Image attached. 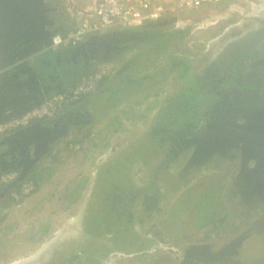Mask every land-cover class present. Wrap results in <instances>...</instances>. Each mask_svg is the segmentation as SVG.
Returning a JSON list of instances; mask_svg holds the SVG:
<instances>
[{"label":"rangeland","instance_id":"rangeland-1","mask_svg":"<svg viewBox=\"0 0 264 264\" xmlns=\"http://www.w3.org/2000/svg\"><path fill=\"white\" fill-rule=\"evenodd\" d=\"M256 6L262 7L264 5L256 4ZM215 8L218 16H224L225 14L219 15V13L222 14L223 12L230 14L229 3L226 6L221 3L217 4ZM236 9H240L237 10V12L244 16V20L238 27H236V25H238L239 18H231L230 16L228 20L218 19L215 24L208 25L207 28L192 34L191 30L194 28V25L200 26L206 21H213V19L210 16L205 17L207 15L205 8L195 12H189L190 9L182 8L179 9L177 13L169 15L161 21L147 22L143 26L134 27L132 29L111 31L117 32V34L111 35L113 38L108 42L97 45V47L100 48L95 50L100 51L105 58L95 60L98 62L92 67L93 69L104 65L111 74L112 67L116 66L117 63L126 66L130 60L137 57V54H140L141 58V61H139L140 65L138 64L136 68H131L128 72L126 71L125 74H122L123 82H119V80L116 82L118 87L121 88L122 83H126L125 79L129 78L132 81H136L130 85L131 88L128 91L126 90L123 96H120L115 103L110 102L108 105L99 99L100 104L98 111L92 113V122L83 128V130L91 131L89 136L93 137H88L89 142L85 140L82 144L78 143L82 148L77 150V152L69 150L66 143V141L72 139L73 136L69 135L60 143V147L63 149L61 153L63 155L66 153H74L72 158L77 161L79 166L80 164L82 165L81 167L76 166L73 160L71 169H69V166L65 168L68 172L71 171L72 174H76L79 171L78 180L84 181V185L81 189L76 191L78 199L72 201L71 204L80 201L81 206L85 198L87 199L90 191L87 186L92 182L94 183L97 202L98 200L103 202L102 209L104 211L101 210L99 212L97 210L98 212L96 214V209L93 210L95 222L98 223L97 226H100L96 227V229L94 228L98 235L93 234V231H87L89 226L84 228V220H81L79 224L78 217L72 219L70 218L71 216H67L71 209L66 208L67 204H65V201L50 202V206L45 210L46 215L50 216L46 225L41 223L43 221L42 219H44L42 217L44 214L43 212L37 211L28 214L19 212L20 208L23 207L20 205L23 198L19 199L13 206H9L8 204L6 206V203L1 202L0 264H13L14 262L22 261L41 245H43V249H46V252L40 259L39 264L44 263L50 256L49 262L44 264H85L86 260L80 261V256L75 257L74 259L76 260L72 257L88 246L87 244L80 243L79 240L86 238V241H88L91 237L98 239L96 257L93 260L94 264H174V262H177L175 258H166V256L162 254L149 255L145 253L146 256L144 258L133 260L127 258L128 254L124 252L121 253V251L115 252L117 254L110 253L109 249L111 248L106 252H101L102 243H104L105 247L112 245L110 242L111 233L115 231H117V233L120 232L123 229L120 227L123 225V221L117 225L118 227L116 224L114 226H106L109 225V221L107 220L113 221L110 219L112 218V213L110 212L112 202L107 203L108 197H104V200L101 197L98 199V194L103 192V195H111L109 187L114 184H122V177L125 174L131 176L132 182L137 184L141 189L148 183L147 180L149 181L151 179L150 176L154 172V169H156V166L162 162L167 151L165 154L164 152L169 147L167 143H165L158 148L156 144L157 137L151 138L149 133L154 126V122H158L159 120L157 114L158 109L165 106L168 100L176 98L180 101V104H182V102L187 103L185 108L180 104L179 107L174 108L173 117L174 115L177 116L179 110H183L184 112L183 116H179L178 118H173L172 116L168 117L164 114L166 112H162L164 119L171 121L176 118L177 124L193 120V118L189 116V114H192L193 108L191 109L190 106H193V104L198 105L196 111L199 115L200 112L204 111V109L200 107L203 106V103H201L203 101L202 98L207 95H203V93L207 91L204 89L200 90L198 86H194L196 88L195 90H197L196 92L195 90L189 91L195 83L193 82L194 78L201 75L212 63L217 62V54L227 47L229 41L237 38V40L233 41L237 42L239 39L243 38L242 34L253 26L251 17L255 16V7L250 8L249 6H243ZM241 9L244 10L241 11ZM201 17H205V20H198ZM246 18L251 20L248 21L250 23L246 22ZM56 21H61L59 15ZM183 24L185 25L184 27L189 26V28H187L188 34L184 36L180 33L182 31H179L182 29L184 30V27H181ZM137 28L143 30L146 35L152 36L153 40L133 47L132 44H127L130 40L123 41V39H120V37L125 35L127 38V35H129L128 33ZM174 29L179 32L170 34V31ZM160 34L164 35L162 36L163 38L155 41ZM238 36L240 37L238 38ZM146 43H149L147 45L152 50V53L147 52V50H141L143 49L141 47H144ZM131 45L132 47H130ZM165 57H168L169 60L165 64L166 66L163 67L162 62ZM175 59L177 61H174ZM172 64L176 65L171 68L169 73H161V70L170 67ZM38 66V64L35 65L36 68H38ZM231 73L237 76L236 66H234ZM144 76H152L153 79H155L154 83L151 85L146 84V82L141 80ZM191 79L193 80L192 82ZM32 81L33 80L30 82ZM55 93L58 92H52L48 95L51 96ZM40 94L43 93L40 92ZM209 94L210 96L208 98H212L214 91L209 92ZM38 95V92H36L33 94L32 98L35 99ZM206 101L215 104L214 98L212 101ZM115 105H121V109L125 111V118L119 127L118 133L112 132V129L115 127L112 123L114 116H121V112L118 110L119 107L117 108ZM189 108L190 110H188ZM175 128L176 125L171 126V131ZM203 132L204 130L201 131L198 139L204 140L202 147L205 148L206 143L204 138L207 137L210 132H206L205 134ZM214 137H216V135ZM90 144H92V149L89 150L92 154L87 157L85 148ZM108 147L112 148L111 151L109 150L110 152H107ZM107 153L110 154L106 155ZM219 153L221 152L208 149L206 151L203 150L201 155H198L200 164H197L195 167L196 170L192 169L191 165L189 168L185 167V154L180 156L176 162L166 169V174L169 172L175 184L178 185L177 192H185L188 188V184L194 180L196 182L199 181V186H197V188L200 192H207L206 189H208L207 186L209 185V189L212 190L209 191V194L206 193L205 195L198 196V200L186 198L185 201L175 202L174 204L171 200L175 195L170 193L164 195L162 199H157L156 202L152 203L153 206H151L150 197L153 194L152 187L150 186L147 189H142L141 192L146 199H138V203H135L133 207L130 206L132 208L130 212L134 215L133 217L135 220L131 222V224H135H132L133 231H137L136 233L140 240H146L143 245L146 247L144 249L145 251H149V249L154 246L155 242H160L162 244L176 242V244H178L176 246H182L185 243L190 244L195 242H200V245L206 244L202 243L203 240L207 242L210 241L207 243L208 245L216 243L217 246L226 245L225 247L228 248L233 241L239 239L241 235H245V231L250 228L252 221L260 216V207L246 210V208L240 204L241 202L238 201L237 197L228 195L231 194V191L234 192L237 190L238 187L234 186L235 180H237L239 171L244 163L245 168L250 170L252 174L264 177V156L258 154L251 155L249 152H243V154H241L238 150L232 149L220 155ZM103 155H106V157H102ZM192 155H194V159L191 160L195 161V154L193 153ZM248 155H251L250 158H248L246 162H243L242 157H247ZM118 162L121 164H118ZM117 165L121 166L118 167ZM114 166H117V170H110ZM101 168L102 171L106 172L104 180L97 174V172H101ZM185 168L187 169V173H185L186 175H184L183 181L179 183L176 178L179 174H181V176L183 175L182 173ZM30 176L24 177L20 183L23 181L32 182L31 179H33V177ZM197 188L195 192H197ZM10 191L11 190H8L7 198L4 200L14 202V199L9 196ZM145 192H147V194ZM224 194L228 196L227 199ZM110 197H112V195ZM219 197H222V199H219ZM211 198L219 202L218 204L215 202V208L209 206V203L213 201ZM95 200L94 202L96 203ZM30 202V204L34 205H37V203L39 204L38 200H31ZM185 204V211L183 212L180 210L178 212L180 216L176 218L177 214H172L175 205ZM94 207L96 208V204H94ZM155 207L156 210L159 211L150 213V215L147 216L145 213L146 210L150 208L154 210ZM36 216H39L38 219L42 218L39 223L34 220ZM84 216L88 217L89 214L87 215L86 212ZM208 216H212V219L216 221V223L213 220L205 222L208 220H206ZM81 218L82 217H80V219ZM140 218L143 220L142 225L137 223ZM180 219L181 221H179ZM70 220H74V223L72 221L73 224H71L73 226H71L69 230L68 228L65 229V224H68L67 222ZM32 221L34 223L30 224ZM187 221L190 222L193 227L204 222V228L201 231L206 232L207 235L209 234L207 238L206 236L205 239L199 236L194 237L200 234H193L195 228L188 229L184 227L182 223H186ZM45 226L46 229L44 230ZM189 233H191V235H189ZM109 243L110 245H108ZM130 243L131 240L126 245V248H128ZM184 246L186 245H183V247ZM194 246L196 245H193V248ZM56 251H59L60 256L53 260L52 255L53 253H57ZM103 253H105V255ZM119 253H124V256H120ZM228 253L231 254L233 259L245 264L256 262L254 258L264 254V236L262 234L252 233L238 241L237 244L233 243L228 248ZM66 259H68L67 263H64Z\"/></svg>","mask_w":264,"mask_h":264},{"label":"flooded vegetation","instance_id":"flooded-vegetation-1","mask_svg":"<svg viewBox=\"0 0 264 264\" xmlns=\"http://www.w3.org/2000/svg\"><path fill=\"white\" fill-rule=\"evenodd\" d=\"M220 3L226 6L229 2L223 0ZM251 3L253 6L242 4L240 7H255V16L251 17L253 26L250 29H247V31L242 34L243 38L239 39L237 42H233L234 40H237V38L229 41L227 47L217 54V62L212 63L208 69L202 72L201 75L194 78V81L191 79V82L193 81L195 83L189 91L195 90L196 88L194 86H198L200 90L204 89L207 91L203 93V95L207 94L202 98L203 101L201 103H203V106L200 107L199 105L204 111H199V115L196 111L198 105L193 104V106H190L191 109L193 108L192 114H189L193 120L182 122L181 124H177L176 118L183 116V110H179L177 116L174 115V117H176L175 120L172 119L171 121L164 119L162 112H166L164 114L170 117L174 113V108H177L180 105L185 108L187 106L186 102L180 104L178 99L171 98L167 101L168 103L165 106H162V108H159L157 111L159 120L158 122H154V126L149 135L151 138L157 137L156 144L158 148L165 143H167L169 148L165 150L164 154L166 151L167 153L164 155L162 162H160L156 166V169H154V172L150 176L151 179L149 181L147 180L148 183L146 182L147 184L142 187L143 190L150 186L153 189V194L150 197L151 206H153V202H156L157 199H162L166 194L173 193L175 195L171 200V202L175 204V202L186 200V198L191 200L194 198L198 200V196L205 195L206 193L209 194V191L212 190L209 189L208 185V189H206L207 192H200L197 188V186H199V181L196 182L194 180L188 184V188L185 192H177L178 185L175 184V181H173L169 172L166 174V169L184 154L186 155L185 167L189 168L191 165L194 170H196L195 167L197 164H200L198 155H201L203 150L206 151L207 149L217 152L220 151L221 153H219V155L232 149L238 150L241 154H243V152H249L251 155L258 154L264 156V6H256V4H261L260 0H252ZM93 5L94 0H0V46H2L3 49L1 64L13 63L16 60L25 57L27 54L32 53L34 50L42 48V50L38 52L39 57H37L35 61L32 60L34 64L37 63L39 65L38 68L35 70L34 67L29 71V76L31 80L34 81V84L28 82L26 89H23V91L19 89L22 94H24V92L30 94L27 103H31L36 99H33V96H31L33 89L37 88L36 92L39 94L37 99L52 92L64 91L65 88L71 86V84L76 81L80 74L84 73V71L90 67L92 62L105 58L100 51H96L95 49L100 48L97 47V45L108 42L112 39L113 37L111 35L117 34V32H109L108 36L105 37H99V35L90 36V38L88 37L89 39L86 38L77 46L65 50L53 53L46 52L45 50L47 47L45 45L49 44L53 34H64L66 31L72 29L76 24V19L81 11L85 7H93ZM215 7H217V5L207 6L205 7V10L211 12L216 10ZM237 10L231 7L229 10L230 14L225 12L222 14L219 13V15H225L218 16V19L228 20L230 16L231 18L237 17L239 18V22L236 27H238L244 20V16L239 14ZM242 10L244 9H241V11ZM58 15L60 16L61 21L57 22L56 18H58ZM245 20L246 22L251 21L249 18H246ZM187 28H189V26L184 27V30L182 29L179 31L185 32L186 35L188 34ZM174 30L177 33L179 32L176 29ZM128 34L127 38L125 35L120 37V39H123V41L130 40V42L127 41V44H132L133 47L137 45L139 46L149 40H153L152 36L146 35L143 30L138 28L133 29ZM159 36H162V34ZM239 37L240 36H238V38ZM147 44L149 43H146L144 50L151 53L152 51ZM132 45L130 47H132ZM136 56V58L128 62V65H121L120 70H118L116 74L117 77H112L110 73H108L107 82L102 86L98 85L92 94L86 96V98L89 97L86 99L88 101L78 103L79 100L82 99L80 98L65 111L55 114L52 118L27 125L23 128L24 130L22 132H19L20 134L18 136H5V141H3L4 146L0 147V176L8 172H16V178H18L21 172L26 174L25 177H27L29 173L32 174V177L35 176L44 165L45 160L50 159L52 151L49 143L51 141L54 140L57 145V143L63 141L69 135L76 137L84 126L92 122V113L96 111V107L98 108L100 104L99 94L102 93L103 95L107 90L113 94L111 96V100H113V98L117 99L118 97L123 96L126 93L125 91H128L131 88L130 85L136 81H132L129 78L125 79L126 83H122L121 88L118 87L116 82H118L117 80L123 82L122 74H125L126 71L128 72L131 68L134 69L138 66L141 58L140 54H137ZM168 60V57L163 59V67L166 66L165 64ZM174 61L177 60L175 59ZM175 65L176 64H172L170 67L161 70V73H169L171 68ZM234 66L237 68V76L231 73ZM24 71H27L25 67L20 68L16 73ZM119 77L120 79H118ZM141 80L146 82V84L151 85L154 83L155 79H153L152 76H144ZM33 86L34 88H30ZM17 90L18 88L12 80L8 86L0 83L1 99H8L7 96L10 95L11 92L17 93ZM196 91L197 90H195V92ZM211 91H214V94L212 98H208L210 96L209 92ZM40 92L43 93L41 94V97ZM213 98L215 104L206 101H212ZM21 103L22 101L18 100H8L0 105V115L4 114V111L1 110L8 104L12 105L10 111H13L15 109H20L23 106ZM86 103L92 104L93 107L90 106L89 109H87ZM190 108L188 110H190ZM90 109L91 111H89ZM175 125L176 128L171 131V126ZM202 130H204V134L210 132L208 136L204 138L206 149L202 147L204 140L198 139ZM215 135L216 137H214ZM22 141L23 144L20 146L23 147L15 149L14 147L16 146V143H21ZM24 141L30 143L27 148ZM46 144L47 147H45ZM81 148L82 146H79V149ZM193 153L196 157L195 161L191 160L194 159V155H192ZM108 154L110 153H107L106 155ZM106 155H103L102 157H106ZM251 155L242 157V161L246 162ZM115 167L116 166L110 170L115 171ZM186 168L183 170V175L181 176V174H179L176 178L179 183L183 181L184 175L187 173ZM237 177L234 186L238 188L234 192L231 191V194L228 196L237 197L238 201L241 202L240 204L248 210L255 207L261 208L260 216L252 221L250 228L245 231V235L248 236L252 233H257L264 236V177L252 174L250 170L245 168V163L241 167ZM122 179V184H114L109 187L112 197H110L111 195H103V192L98 194V199L99 197L102 199L108 197L109 199H107V203L112 202L110 210L112 218L110 219L113 221L107 220L109 221V225L107 226H114L115 224L117 226L123 221V225H125L124 228H126V226L130 225L134 220V215L130 212L132 209L130 206L133 207L135 203H138V199H146L141 192L142 189L132 182L131 176L125 174ZM31 181L34 190L33 180L31 179ZM196 188L197 192H195ZM145 193L147 194V192ZM7 194L8 190H6L5 186L0 185V204L1 202H4L6 203V206L7 204L13 206V204L16 203L15 201L4 200L7 198ZM95 199L96 194L93 185V189H90L86 199V206L81 218L82 221L84 220L86 209L87 215L89 214L88 217H90L88 218V221H91L94 218V209L99 212L103 210V202L99 200L97 202V199ZM94 204H96V208L94 207ZM178 206V209H173V215L178 214L180 210L183 212L185 211L186 204ZM104 209L106 210L105 207ZM157 211L159 210H156L155 207L154 210L150 208L146 210L145 213L150 214ZM132 224L130 225L132 231L127 235L129 236V241L131 240L128 248L133 252L129 253L127 258L133 259L140 254L147 253L149 255L162 254L165 255L166 258H175L177 264H217L218 253H223L225 255L228 254V249L225 247L226 245L217 246L216 243L208 245L207 243L210 241L207 242L205 240H203L202 243H206L207 245L202 243V245H200V242H195L190 244L185 243L183 244L186 245L184 247L183 245L176 246L172 242L164 243L176 248L180 253L179 257H174L169 252L159 253L156 250L153 251L160 242H155L154 246L149 249V251H145L144 249L146 247L143 246L144 243L141 242L137 236V231H133V225L135 224ZM203 224L204 222L193 227L190 225V222L187 221L186 223H183V226L188 229L195 228L193 234L199 233L200 235H195L194 237L199 236L204 237L205 239V236L207 238L209 234L207 235L206 232L201 231L204 228ZM116 234L117 231L111 233L110 242L114 239V235ZM189 235H191V233H189ZM79 241L88 246L80 253L75 254V256L73 255L72 258L74 259L75 257L80 256V261L86 260L85 264H94L93 260L96 257V245L98 244V239L91 237L88 241H86V238H82ZM108 245H110V243ZM189 245L196 246H194V248H188ZM104 247V243H102L101 252H106L109 248H111L109 249V252L112 254L120 252L114 248L113 244ZM140 247L143 249H139ZM56 252L57 253H53L54 256L51 253L53 260L60 256L59 251ZM103 254L105 255V253ZM123 254L120 255L124 256ZM50 258L51 256L44 263L49 262ZM67 260L68 259L64 260V263H67Z\"/></svg>","mask_w":264,"mask_h":264},{"label":"built area","instance_id":"built-area-1","mask_svg":"<svg viewBox=\"0 0 264 264\" xmlns=\"http://www.w3.org/2000/svg\"><path fill=\"white\" fill-rule=\"evenodd\" d=\"M223 0H94V5L85 7L76 19L74 27L64 34L55 33L51 36L46 51L51 53L75 47L86 38L111 30L132 29L145 25L147 22L161 21L165 17L177 13L179 9L195 10L204 6L217 5ZM230 3V8H239L242 4L253 6L252 0H224ZM237 10V9H236ZM200 26L194 25L191 33L203 30L208 25L218 21V14L211 16ZM183 24L181 27H184ZM109 73L106 66L101 65L88 76L82 78L74 86L55 93L43 99L41 103L31 108L23 116L0 123V138L9 136L27 125L37 121L52 118L55 114L65 111L80 98L92 94L100 82ZM69 150H79L78 144H69ZM17 177L16 172H8L0 176V185H7ZM33 191L32 182L19 183L11 189L9 196L17 202ZM193 248V245H189ZM159 253H171L179 257L180 253L174 247L159 243L153 249ZM122 256V255H120Z\"/></svg>","mask_w":264,"mask_h":264},{"label":"crops","instance_id":"crops-1","mask_svg":"<svg viewBox=\"0 0 264 264\" xmlns=\"http://www.w3.org/2000/svg\"><path fill=\"white\" fill-rule=\"evenodd\" d=\"M205 7H207V6H205ZM205 7L201 8V9H204ZM195 11H199V9L189 10V12H195ZM207 11H206V14H207ZM208 15H210V17L211 16H216L217 15V11L216 10H213L211 12L208 11V14L205 17H208ZM205 17H203V18L201 17L202 19L200 18L198 20L204 21ZM111 31H114V30H111ZM36 58L37 57H35V58L31 59V60H28V61H30L28 64H32L33 65L34 62H32V60L35 61ZM20 61H22V60H20ZM35 65H33L32 67L28 68L26 72L25 71L24 72H19L18 75L11 74V75L4 76L3 78H1V81H0L1 84H4V85L8 86L10 84V81L12 80V82L14 84H16L17 88L20 89V86L18 85V82L20 81V79L23 78V79L27 80L30 83L31 78L29 76L30 75L29 71H30V69H33L35 67ZM35 70H36V67H35ZM19 76H21V77H19ZM31 83L34 84V81H32ZM26 86L24 87V89L27 88ZM34 86L30 87V88H34ZM21 90L23 91V89H21ZM36 90H37V88L33 89V93L31 94V96H33V94L36 93ZM25 95L30 96V94L28 92H24L23 95L20 92H17L16 95H15V93L11 92L10 95L7 96L8 99H4V98L1 99V96H0V105L4 104L8 100L22 101V99L24 98ZM86 106H87L86 107L87 109H89L90 106L93 107L92 104H88V103H86ZM11 109H12V105L8 104L1 111L6 112V111H10ZM89 111H91V109ZM87 133L91 134V131H88V130L84 129L81 132V135H78L76 137H73L72 139L67 140L66 141L67 146L70 143H81L82 144L83 141H85V140H87V142H89V138L88 137H93V136H88L84 140L82 139V137H79V136H82V135H86ZM1 140L2 139H0V141ZM61 142L62 141L57 143V145L54 142V140L49 143V145L51 146V151H52L50 159L49 160H45L44 165L40 168L39 172H37L36 174L34 172V174H35V176H33V177H35L34 190L28 196L24 197L22 202H21V204H20V205L23 206L19 210L20 213L28 214V213L37 212V211L43 212L44 214L42 215V217L44 219H42V218L38 219L39 216H36L34 218V220L36 222H38V223L42 219L43 221L41 223H43V225H46L48 223V219H49L50 216L46 215L45 210H46V208L48 206H50V202L51 201H62V202L65 201V204H67L66 208L71 209L70 213H68L69 215H67V216H69V217L71 216L70 218H72V219L78 217L79 218V224L81 223L80 217H82L83 210L85 209V206H86V198L83 201V203L81 204V206H80V201H78V202L76 201L74 204H71L72 201L78 199L77 198L78 195L76 193V191L79 190L78 189V183L84 185V181L78 180V175H79V171L78 170H77L78 172L76 174H72L71 171L68 172L67 169H65L66 167L68 168V166H69V169H71L73 160H74V164L76 166H79V165L77 164V161L72 158L73 153L72 154H70V153L67 154L66 153L65 155H63L61 153V150H63L60 147V145H61L60 143ZM1 146H4L3 143L0 144V147ZM84 146H85V144H84ZM91 146H92V144H90L88 147L86 146V148H85V150L87 152L86 153L87 157H89L92 154L91 151L89 150V149H92ZM68 149H69V147H68ZM109 150L111 151L112 148L108 147L107 152ZM81 166L82 165L80 164L79 167H81ZM30 175L32 176L31 173H29L28 176H30ZM25 176H26V174L24 175V177ZM93 185H94L93 182L89 183V185L87 186L88 189L89 188L93 189ZM4 186H6V185H4ZM88 189H87V191H88ZM219 199H222V198L219 197ZM31 200H38L39 204L38 203H37V205L30 204ZM79 206H80V211H79ZM177 215H179V214H177ZM33 223L34 222L32 221L30 224H33ZM45 229H46V226L44 227V230Z\"/></svg>","mask_w":264,"mask_h":264},{"label":"trees","instance_id":"trees-1","mask_svg":"<svg viewBox=\"0 0 264 264\" xmlns=\"http://www.w3.org/2000/svg\"><path fill=\"white\" fill-rule=\"evenodd\" d=\"M109 32H111V31H108V32H106V34H108ZM169 32V31H168ZM175 33H177L175 30H173V31H170V34H175ZM105 34V33H104ZM182 34H183V36L185 35V32H182ZM103 36V34H99V37H102ZM162 36H164V35H162ZM162 36H158L157 37V39L155 40V41H158V40H161L163 37ZM141 48H143V49H141V50H144V47H141ZM140 49V48H139ZM137 50H138V48H137ZM152 51V50H151ZM47 52H49V51H47ZM152 53V52H151ZM46 54H48V53H46ZM117 60V59H116ZM30 61H28V63H29ZM27 63V66H25V68L26 69H28V68H30V67H32V64H28ZM95 64H97V62H92L91 63V65H90V67L89 68H87V70L86 71H84V73H82V74H80V76L76 79V81H74L72 84H71V86H68L67 88H69V87H72V86H74L76 83H78L82 78H84V77H86V76H88L94 69L92 68ZM24 68V67H23ZM120 68H121V65H119L118 63L116 64V66H114V67H112V69H111V76L113 77V76H115V77H117V72H118V70H120ZM93 69V70H92ZM108 76H106L105 78H103V80L100 82V84L99 85H103V84H105L106 82H107V80H108V78H107ZM120 78V77H119ZM67 88H65L64 90H66ZM100 95V100L102 101V102H104L105 104H109L110 102H113V103H115L120 97H118L117 99H114L113 98V100H111V92H109V91H105V93H103V95H102V93L101 94H99ZM49 96V95H48ZM89 97H85V98H83L82 97V99H80L79 100V102L78 103H81V102H86V101H88V100H86V99H88ZM99 100V101H100ZM118 104V103H117ZM117 108H118V110L121 112L120 114H121V116L120 117H116V116H114V120H113V124L115 125V127H114V129H112V132L113 133H118L119 132V127H120V125L122 124V122H123V119L125 118V111L124 110H122L121 109V105L120 106H118V105H115ZM96 111H98V108L96 107ZM114 115V114H113ZM83 131V129H81L80 131H79V135H81V132ZM90 135V133H87L86 135H82V136H79V137H82V139L84 140V139H86L88 136ZM71 144V143H70ZM72 144H78V143H72ZM81 144V143H80ZM118 164H121L120 162H118ZM118 166V165H117ZM117 166L115 167V169L117 170ZM121 165H119L118 167H120ZM97 174H98V176L101 178V179H105V175H106V172L105 171H102V168H101V172L99 173V172H97ZM33 183H34V185H35V178L33 177ZM83 186V184H80V183H78V189H80L81 187ZM226 194H224V196H225ZM212 197V196H211ZM222 198V197H221ZM225 198L227 199L228 198V196H225ZM218 199V198H217ZM211 200H213V201H211L210 202V204H209V206L210 207H214L215 208V202L218 204L219 202H217L216 200H214L213 198H211ZM219 200V199H218ZM182 201H185V200H182ZM179 208V206L178 205H176L175 206V209H178ZM247 210V209H246ZM86 212H87V209H86ZM85 212V213H86ZM95 212H97L96 210H95ZM94 212V213H95ZM148 215H150V214H147V216ZM92 216V215H91ZM146 217V216H145ZM144 217V218H145ZM177 217H179V215H177L176 216V218ZM88 218H90V217H87V216H84V221L85 222H83V225H84V228H86V227H88V229H87V231H93L92 233L93 234H97V232H96V227H100V226H97L98 225V223L97 222H95V218H93L91 221H89L88 222ZM208 219V220H207ZM86 220H87V222H86ZM206 220L207 221H205V222H208L209 220H213L212 219V216H208L207 218H206ZM179 221H181V219L179 220ZM214 221V220H213ZM215 223H216V221H214ZM219 222H220V220H219ZM137 223H139L140 225H142V223H143V220L140 218L139 219V221L137 222ZM183 224V223H182ZM186 225V224H185ZM191 225V224H190ZM107 226V225H106ZM125 227V225H123V226H121V228H124ZM95 228V229H94ZM91 229V230H90ZM132 230H131V228H130V225H128V226H126V228H124L123 230H121V232H118L116 235H114V239L111 241L112 242V244H113V246H114V248L115 249H117V250H119V251H121V252H124L125 254L127 253V254H129V253H131V252H133V251H130L129 250V248H126V245L129 243V236L127 235L128 233H130ZM98 235V234H97ZM141 242H143V243H145L146 242V240H141ZM174 245H178V244H176V242H172ZM139 249H143L142 247H140ZM146 256V254H140V255H138L137 257H134L133 258V260H136V259H139V258H144ZM264 258V254H262L261 256H258L257 258H254V260H256V262L257 261H259V260H262ZM237 262H239V263H241V264H244L243 262H241V261H237ZM256 262H253V263H256ZM174 264H177V262H174Z\"/></svg>","mask_w":264,"mask_h":264},{"label":"water","instance_id":"water-1","mask_svg":"<svg viewBox=\"0 0 264 264\" xmlns=\"http://www.w3.org/2000/svg\"><path fill=\"white\" fill-rule=\"evenodd\" d=\"M37 3V2H36ZM107 36V34H103L102 37H105ZM45 46H48L45 45ZM42 50V48L40 49H36L34 50L32 53L30 54H27L25 57L19 59V60H16L14 61L13 63H10V64H1V60H2V46H0V79L3 78L4 76H7V75H11V74H16L18 75L17 70H19L20 68H23L25 66H27V63H28V60H30L31 58H35V57H39V54L38 52H40ZM47 52V51H46ZM38 54V55H37ZM22 60V61H20ZM21 77V76H20ZM25 78V77H24ZM27 78V77H26ZM1 81V80H0ZM1 83V82H0ZM28 84V81L25 80V79H20V81L18 82V85L20 86V89H24V87ZM20 91L19 88L17 90V92ZM21 93V91H20ZM16 95V93H15ZM23 95V94H22ZM40 97H41V94H40ZM48 95H45L44 97L40 98V99H35L33 102L31 103H27V99L29 98L28 95H25L23 100H22V103L23 106L20 108V109H15L13 111H6V112H3L4 114L3 115H0V123H3L7 120H10V119H15V118H18V117H21L23 116L27 111H29L31 108H33L34 106L38 105L39 103L42 102L43 99L47 98ZM18 99V98H17ZM27 103V104H26ZM24 129H21L17 132H14L13 134L9 135V136H12V135H16L18 136L20 133L19 132H22ZM21 138V137H20ZM2 141V142H1ZM0 141V144L3 143V141H5V136L2 138V140ZM25 142V141H24ZM23 144V141L21 143H16V146L14 147L15 149L17 148H21L23 146H20ZM28 144H30L29 142H25V145H26V148L28 147ZM45 147H47V144L45 145ZM18 171V170H16ZM24 173L21 172L20 175L18 176V178H16L15 180H13L12 182H10L9 184H7L5 186L6 190H11V189H14L24 178ZM246 235H241L239 237V239L235 240L232 242V244H237L238 241H240L241 239L245 238ZM231 244V245H232ZM230 245V246H231ZM229 246V247H230ZM228 247V248H229ZM227 248V249H228ZM217 263H232V264H241L239 262H237L235 259H233V257L231 256V254H223V253H218L217 254Z\"/></svg>","mask_w":264,"mask_h":264},{"label":"clouds","instance_id":"clouds-1","mask_svg":"<svg viewBox=\"0 0 264 264\" xmlns=\"http://www.w3.org/2000/svg\"><path fill=\"white\" fill-rule=\"evenodd\" d=\"M260 3L262 5H264V0H260ZM201 8H203V7H201ZM201 8H198V9H201ZM102 34H104V33H102ZM45 252H46V249H43V245H41L36 250L31 252L28 256H26L24 258V261L22 262V264H39V261H40L41 257L45 254Z\"/></svg>","mask_w":264,"mask_h":264},{"label":"bare ground","instance_id":"bare-ground-1","mask_svg":"<svg viewBox=\"0 0 264 264\" xmlns=\"http://www.w3.org/2000/svg\"><path fill=\"white\" fill-rule=\"evenodd\" d=\"M206 22H208V21H206ZM72 221H73V223H74V220H70V221H68L67 223L68 224H66L65 226V229H67L68 228V230L71 228V226H73V225H71V224H73L72 223ZM42 258V257H41ZM24 260H22V261H18V262H14L13 264H22V262H23ZM245 264V263H244ZM248 264H250V263H248ZM251 264H264V258L262 259V260H259V261H257L256 263H251Z\"/></svg>","mask_w":264,"mask_h":264}]
</instances>
